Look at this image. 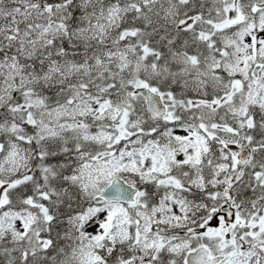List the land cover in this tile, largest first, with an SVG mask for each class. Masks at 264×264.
I'll return each mask as SVG.
<instances>
[{"label": "snow or ice", "instance_id": "1", "mask_svg": "<svg viewBox=\"0 0 264 264\" xmlns=\"http://www.w3.org/2000/svg\"><path fill=\"white\" fill-rule=\"evenodd\" d=\"M0 264H264V0H0Z\"/></svg>", "mask_w": 264, "mask_h": 264}]
</instances>
